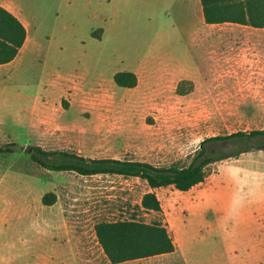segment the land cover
Here are the masks:
<instances>
[{
  "label": "rangeland",
  "instance_id": "rangeland-1",
  "mask_svg": "<svg viewBox=\"0 0 264 264\" xmlns=\"http://www.w3.org/2000/svg\"><path fill=\"white\" fill-rule=\"evenodd\" d=\"M19 2L29 23L24 52L13 71L0 68L9 83L0 88V147L8 149L0 152V264H113L94 225L131 216L151 222L157 214L138 206L147 184L46 169L31 159L33 147L188 164L205 137L264 129V29L213 25L192 55L179 35L197 25H144L148 0ZM114 4L128 7L134 25H108ZM179 65L192 82L183 95L176 86L184 78L172 70ZM120 70L134 72L137 85H115ZM210 170L187 191L154 189L176 250L116 264H264V217L262 238L246 237V251L231 245L235 226L225 218L244 195L246 173L253 190L264 189V150ZM48 192L55 202L44 205Z\"/></svg>",
  "mask_w": 264,
  "mask_h": 264
},
{
  "label": "trees",
  "instance_id": "trees-1",
  "mask_svg": "<svg viewBox=\"0 0 264 264\" xmlns=\"http://www.w3.org/2000/svg\"><path fill=\"white\" fill-rule=\"evenodd\" d=\"M204 20L208 23L235 22L253 28L264 29V0H200ZM101 28L92 32L100 38ZM26 38L22 22L0 6V64L11 61ZM115 85L133 88L137 75L128 70L112 75ZM192 87L190 80H180L176 86L179 95L186 93L184 84ZM3 149L0 147V152ZM264 150V129L238 130L231 133L203 138L190 155L188 164L178 161L156 165L147 161L116 158H90L65 150H44L33 147L31 159L41 167L55 171H73L83 176L97 174L121 175L143 180L148 190L140 199L139 208L154 212L157 217L151 222L134 216L114 221L100 220L94 225L95 236L107 259L113 263L171 253L176 244L167 224L163 221L160 200L154 192L159 187L172 186L178 191H187L202 183L210 174V166L218 161L237 158L250 151ZM53 192L45 193L41 202H55Z\"/></svg>",
  "mask_w": 264,
  "mask_h": 264
},
{
  "label": "crops",
  "instance_id": "crops-1",
  "mask_svg": "<svg viewBox=\"0 0 264 264\" xmlns=\"http://www.w3.org/2000/svg\"><path fill=\"white\" fill-rule=\"evenodd\" d=\"M165 0H148L147 9L142 12V16L145 18L143 21L144 25H197L182 27L181 35H186L187 41L184 39L180 40L181 46H186V53L194 55L195 50L202 47L209 42L211 33L210 30L213 25H241L235 22H220V23H208L204 20L203 9L200 0H170L169 6L164 8ZM0 6L7 9L14 16H16L22 24L29 25L28 22L24 20L22 14V6L19 0H0ZM128 7L125 5L123 11L114 4L110 10L108 16V25H134L132 17L129 16ZM26 36H27V28ZM26 41V38H25ZM25 41L21 48L19 49L17 55L9 62L0 64V68L8 71H13L14 67L18 65L21 60V53L24 52ZM206 53V52H205ZM206 55V54H205ZM163 70V69H162ZM161 70V71H162ZM173 72L180 78L186 79L183 74L182 66H173ZM134 72H137L136 69ZM10 78V75H8ZM191 79V78H189ZM187 79V80H189ZM9 83L5 80V76L0 74V88L8 86ZM11 87V86H10ZM236 172H240L241 168L234 166ZM245 191L241 199L233 201L231 203L232 209L230 210V215H226V221L232 220L234 223L235 231L233 232L236 240L232 242L233 247H237L246 251L245 248V238H249L251 233L254 231L257 233L258 238L261 231L258 229V224L260 223V218L264 217V189L253 190V181L251 173H246L245 176ZM247 191V193H246ZM247 195V196H246ZM225 204V203H224ZM242 206V210L240 207ZM264 234V233H263ZM262 240V239H261ZM260 240V249L264 250L262 246V241ZM250 249V248H249ZM138 264V263H137ZM243 264V263H242Z\"/></svg>",
  "mask_w": 264,
  "mask_h": 264
}]
</instances>
